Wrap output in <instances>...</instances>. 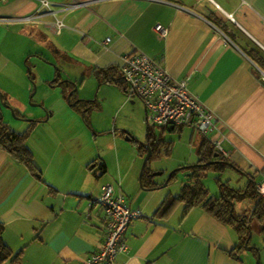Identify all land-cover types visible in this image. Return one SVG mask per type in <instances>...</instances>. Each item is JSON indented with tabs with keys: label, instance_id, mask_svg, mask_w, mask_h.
<instances>
[{
	"label": "crops",
	"instance_id": "0c3cea01",
	"mask_svg": "<svg viewBox=\"0 0 264 264\" xmlns=\"http://www.w3.org/2000/svg\"><path fill=\"white\" fill-rule=\"evenodd\" d=\"M40 1H48L50 8ZM4 20L32 26L31 33L52 46L71 74L63 82L101 85L95 71L120 69L123 56L130 53L160 61L216 118L219 131L210 136L224 137L232 165L227 169L238 173L239 188L247 185L246 174L255 177L256 186L264 182V71L245 51L264 53V0H0ZM56 21L63 24L59 33L51 28ZM156 24L167 28L165 37L155 33ZM74 104L64 108L77 117L70 122L49 123L54 112L47 117L35 144L40 177L0 149L3 240L14 255L22 252L20 264H79L98 250L105 223L95 199L104 184H112L130 208L141 212L127 228V249L116 264H253V248L230 255L237 245L235 233L203 207L185 213L177 204L169 213L161 212L165 197L173 195L167 181L163 183L166 170H150L155 187L140 185L139 160L144 157L138 149L127 157L116 150L112 156L80 151L85 144L96 148L99 138L110 134L116 147L117 132L81 121ZM185 129L178 131L181 143ZM188 141L194 144L193 132ZM191 157L188 152V159L173 166L186 173L184 182L183 167L198 159L197 154L195 162Z\"/></svg>",
	"mask_w": 264,
	"mask_h": 264
},
{
	"label": "rangeland",
	"instance_id": "374dc122",
	"mask_svg": "<svg viewBox=\"0 0 264 264\" xmlns=\"http://www.w3.org/2000/svg\"><path fill=\"white\" fill-rule=\"evenodd\" d=\"M6 21H0V97L5 98V101L0 100V106L7 101L19 114L20 119L2 108V120L15 132H23L26 128L32 127L26 146L33 151V162L37 164L36 160L39 159L35 144L39 142V137H42V129L47 127L46 118L54 112V116L49 118V123L56 120L55 125L76 119L77 117L71 112L64 113L65 105L70 106L74 103V109L79 111L82 117L84 115L83 118L80 117L81 121L86 119L88 122H96L108 131L117 132L116 147L110 134L100 137L96 148L92 144L90 146L85 144L80 151L83 150L88 155L112 156L116 150L117 153L127 152L126 157L133 149L137 151V142H144L147 128L146 114L139 98L128 99L119 88L111 84L99 85L94 81L92 83L86 81L84 85L80 81L77 84L69 80L63 82L65 77L71 74L54 56L50 48L52 46L46 47L43 40H39L38 35H33L32 26L9 24ZM82 101H86L87 106ZM150 126L154 134H162L160 128ZM123 133L126 135H122ZM191 133L190 129H185L182 143L179 142L181 134L177 131H167L162 134L164 141L171 144L170 153L149 162L148 169L166 170L163 171V183H166L169 173L178 168L173 167L176 160L188 159V152L192 154L191 160L195 162L196 147L202 136L193 133L194 144H189ZM74 150L78 151L79 148ZM171 152L173 155H170ZM142 160H139V170ZM185 174L183 171H178L176 179L167 183L171 186L173 196L179 192ZM217 179L222 184L227 183L229 187H241L238 183L240 179L238 173L230 168L221 174L208 171L203 183L209 190L210 196L216 197L220 193ZM254 203V200L247 198L236 205V211L250 215ZM249 246L257 250V255L259 253V264H264V244L256 222L251 224ZM249 253L253 257V264H256L255 252Z\"/></svg>",
	"mask_w": 264,
	"mask_h": 264
},
{
	"label": "trees",
	"instance_id": "16d2710c",
	"mask_svg": "<svg viewBox=\"0 0 264 264\" xmlns=\"http://www.w3.org/2000/svg\"><path fill=\"white\" fill-rule=\"evenodd\" d=\"M248 56L258 65V67L264 71V53L259 49L245 50ZM96 76L100 84H111L119 88L123 93V80L121 69L116 67H109L107 69H98L95 71ZM5 100L4 97H2ZM6 104L8 102L6 101ZM15 116L19 114L14 111ZM147 122V120H146ZM32 127L26 128L23 132L13 131L7 123L0 119V149L5 150L9 155L15 158L20 163L24 164L31 173L40 177V173L37 170L33 162V155L30 149L26 146L27 140L30 136ZM182 128H174L173 131H179ZM165 128H160V132L165 133ZM162 134L156 135L151 129L150 124L147 122L145 142H147L151 148L152 160L160 159L163 155L170 153V142H165ZM124 135V134H122ZM138 153L141 158L146 154V149L137 142ZM217 151L206 138H201V142L196 151L197 162L194 165L183 167L182 170L187 172L186 181L182 184L179 192L176 196L168 194L165 200L161 204V212L169 213L177 204L183 205V210L186 213L190 209L201 206L203 209L213 218L220 223L227 225L232 229L237 237V245L230 253L231 256H236L238 252L244 250V244L247 240L249 233L251 232L252 222H256L259 225V231L262 235L264 244V195H262L256 186L255 177L251 174H246L248 178L247 185L243 188H232L227 183L222 184L219 179V195L214 197L210 196L209 190L203 183V178L208 171H212L218 174L223 173L230 163L226 157ZM149 165V164H148ZM150 169L146 166L142 175V186L155 187L156 184L150 181L148 177ZM176 179V172L167 179V183H171ZM250 198L254 200V205L251 214H238L236 213V205L243 200ZM164 213V214H165ZM5 230L4 223L0 221V264L11 262L13 264H20L22 252L13 254L11 249L6 245L3 240V233ZM249 246V244H248ZM255 256L257 251L253 248Z\"/></svg>",
	"mask_w": 264,
	"mask_h": 264
},
{
	"label": "built area",
	"instance_id": "2783aa9c",
	"mask_svg": "<svg viewBox=\"0 0 264 264\" xmlns=\"http://www.w3.org/2000/svg\"><path fill=\"white\" fill-rule=\"evenodd\" d=\"M45 9L48 1H40ZM63 27L56 21L51 28L59 33ZM160 37L167 35V28L161 24L154 26ZM106 39L104 44L108 43ZM122 80L124 95L128 99L139 98L144 107L147 122L158 128H188L193 133L206 137L217 153L224 157L228 153L223 148L224 137L212 138V131L218 132L217 120L209 109L187 88L185 81H176L160 61L140 53L126 54L122 58ZM264 195V182L257 186ZM104 212L105 234L102 246L79 264H116V258L127 249L124 239L130 222L139 218L141 212L126 204L125 196L115 192L112 184L101 186L100 196L95 199Z\"/></svg>",
	"mask_w": 264,
	"mask_h": 264
},
{
	"label": "water",
	"instance_id": "95a60500",
	"mask_svg": "<svg viewBox=\"0 0 264 264\" xmlns=\"http://www.w3.org/2000/svg\"><path fill=\"white\" fill-rule=\"evenodd\" d=\"M264 74V73H263ZM1 98V97H0ZM69 98V97H68ZM1 107H4V108H7V109H9V111H10V113L14 116L15 114H14V110H13V108H11L9 105H6V103H2V105H1ZM2 117H3V113H2V111H1V109H0V119H2ZM17 119H20V118H18V117H16ZM47 119V118H46ZM45 119V120H46ZM139 144H141L143 147H145V149H146V154H145V156H144V158H143V160H142V164H141V168H140V171H139V183H140V185H142V175H143V172H144V170H145V168H146V166H148V164H149V159H150V157H151V148H150V146H149V144L147 143V142H140ZM218 154L216 153L215 154V156H217ZM180 169H174L173 171H171L170 173H169V175H168V178L172 175V173H174V172H177V171H179ZM211 198V196H209L208 198H207V200H209ZM250 238H251V232L249 233V235H248V237H247V240L245 241V244H244V249L246 250V251H251L252 250V247H250V246H248V244H249V241H250ZM257 251V250H256ZM256 264H259V253H258V255H257V260H256Z\"/></svg>",
	"mask_w": 264,
	"mask_h": 264
},
{
	"label": "flooded vegetation",
	"instance_id": "af4514ba",
	"mask_svg": "<svg viewBox=\"0 0 264 264\" xmlns=\"http://www.w3.org/2000/svg\"><path fill=\"white\" fill-rule=\"evenodd\" d=\"M0 109H1V106H0ZM1 111H2V109H1ZM3 113V112H2Z\"/></svg>",
	"mask_w": 264,
	"mask_h": 264
}]
</instances>
